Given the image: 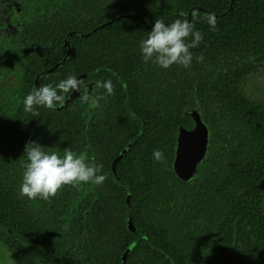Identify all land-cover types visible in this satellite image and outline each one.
Masks as SVG:
<instances>
[{
    "label": "trees",
    "instance_id": "trees-1",
    "mask_svg": "<svg viewBox=\"0 0 264 264\" xmlns=\"http://www.w3.org/2000/svg\"><path fill=\"white\" fill-rule=\"evenodd\" d=\"M95 8L92 25L113 21L75 39L59 72L65 89L77 75L93 74L110 92L112 112L96 125L76 105L54 111L40 104L29 114L36 140L69 144L79 172L87 170L81 155L99 158L117 202L103 208L79 195L70 172L58 166L45 175L35 165L41 161L27 166L23 152L0 141V241L15 264H264V138L222 182L218 157V129L231 131L237 114L264 133V108L241 89L264 69V0H112ZM58 80L56 72L46 82ZM195 110L210 127L212 157L183 181L171 140ZM10 128L0 117V140ZM100 138L106 149L96 145ZM134 139L115 175L111 162ZM47 154L54 151L37 155ZM76 199L84 206L71 217L67 206Z\"/></svg>",
    "mask_w": 264,
    "mask_h": 264
},
{
    "label": "flooded vegetation",
    "instance_id": "flooded-vegetation-1",
    "mask_svg": "<svg viewBox=\"0 0 264 264\" xmlns=\"http://www.w3.org/2000/svg\"><path fill=\"white\" fill-rule=\"evenodd\" d=\"M110 2L112 0H0V117L9 120L11 126L10 130H5L2 133L0 141L13 147L16 154L17 152H23L24 155L20 157L26 158L25 163L27 166H32L33 161H41L40 165H35L36 168H40L44 173L46 172L45 175L55 176L54 173L58 166L61 167L62 172H70L72 175L70 183L82 190L79 195L88 193L99 199L104 206L103 208L110 207L112 209L117 202V198L107 186L109 180L103 172L99 171L102 170L99 158L81 155L84 158L87 170L79 172L74 168L77 161L69 155L71 151L69 144H65L67 147L64 144L57 145L56 143L51 146L49 141L43 144L41 140H36L34 133L38 134L33 128L36 123L32 125L34 117L29 114L36 110L35 108L40 104L54 111H65L62 109L76 105L85 114L83 116L91 118L93 125H96L100 120H107L109 113L112 112L113 100L109 97L110 92L102 89L98 82L92 79L93 74L84 72L77 75L70 88L65 89L64 75L59 71L64 59L72 54V43L75 39L77 41L81 37L87 38L99 28L113 21L110 19L99 26H94L91 23L92 14L96 11L95 5L102 6ZM85 26H92L91 30ZM262 71L261 74L251 72L248 79L242 84L241 89L253 104L261 105L264 108V69ZM56 72L59 75L57 83L50 82L53 80L47 83L46 81ZM47 87L52 88V90L57 89V91L49 93L46 91ZM75 91H77L76 98L67 104ZM52 95H55V98H52ZM62 95L65 98L58 101L57 98ZM152 99L156 100L157 95L154 96L153 94L150 100L152 101ZM237 115L231 131L226 130L225 125L218 129V140L221 143L218 149L219 168L221 170L219 178L221 182L226 177L228 178L227 175L232 168L240 167L262 148L258 144V137L264 138V133L256 131V123L237 121ZM219 117L223 126L222 120H225V118L222 115H219ZM208 128L210 127L208 126ZM175 130L174 138L171 140L173 143H177ZM210 136L208 149L203 161L199 164L198 173L200 167L202 168L204 163L207 165L206 161L212 157ZM134 141L135 139L128 142L127 147L111 162L115 175H117L118 163ZM95 143L99 148L105 147V149L110 145L101 138ZM42 150H46V152L54 151V154L37 155ZM20 157H18L19 161L22 160ZM70 158L72 159L70 160ZM68 161L69 163H67ZM25 171L27 170L25 169ZM17 173L12 174L13 178H17ZM206 175H208L207 172L204 176ZM208 178L209 175L206 179ZM28 180L31 181L30 178L24 181ZM115 182L119 186L124 184L119 177H116ZM28 184L24 187H27ZM76 191L78 190L76 189ZM81 202L82 200L76 199L71 205L67 206V212L70 213L71 217H76L77 210L83 208L84 205L82 206ZM224 212L222 210L219 216H223ZM126 218L131 231L135 232L136 226L131 211L129 215H126ZM132 225L134 228H132ZM98 243L107 244L109 242L99 241ZM130 247L124 253L123 258L128 257L131 251ZM0 248L7 249L10 252L7 258L2 257L0 259L1 264H15V258L10 248L1 241Z\"/></svg>",
    "mask_w": 264,
    "mask_h": 264
},
{
    "label": "water",
    "instance_id": "water-1",
    "mask_svg": "<svg viewBox=\"0 0 264 264\" xmlns=\"http://www.w3.org/2000/svg\"><path fill=\"white\" fill-rule=\"evenodd\" d=\"M76 96L77 91L71 95L67 104ZM190 115L193 120H183L179 124L174 160V170L183 181H190L197 175L199 164L206 155L210 136L209 128L200 112L195 110ZM132 228H134L133 225Z\"/></svg>",
    "mask_w": 264,
    "mask_h": 264
},
{
    "label": "rangeland",
    "instance_id": "rangeland-1",
    "mask_svg": "<svg viewBox=\"0 0 264 264\" xmlns=\"http://www.w3.org/2000/svg\"><path fill=\"white\" fill-rule=\"evenodd\" d=\"M10 252L7 250V249H4V248H0V259L2 257H5L7 258L9 256ZM0 264H1V261H0Z\"/></svg>",
    "mask_w": 264,
    "mask_h": 264
}]
</instances>
